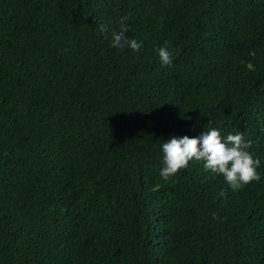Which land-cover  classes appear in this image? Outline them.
I'll return each mask as SVG.
<instances>
[{
  "label": "trees",
  "instance_id": "1",
  "mask_svg": "<svg viewBox=\"0 0 264 264\" xmlns=\"http://www.w3.org/2000/svg\"><path fill=\"white\" fill-rule=\"evenodd\" d=\"M212 128L260 181L160 176ZM0 264H264V0H0Z\"/></svg>",
  "mask_w": 264,
  "mask_h": 264
},
{
  "label": "clouds",
  "instance_id": "2",
  "mask_svg": "<svg viewBox=\"0 0 264 264\" xmlns=\"http://www.w3.org/2000/svg\"><path fill=\"white\" fill-rule=\"evenodd\" d=\"M125 19L126 17L121 19V30L112 32V46L118 48L127 46L138 53L142 43L126 36L127 28L123 26ZM98 30L106 34L108 27L101 24ZM158 55L162 64L172 63L171 55L166 47H160ZM251 147L252 142L246 141L242 133H229L226 138H222L215 128L208 129L206 133L197 138L187 136L172 138L161 146L164 167L160 176L167 180L195 159L203 162L206 171L222 175L232 190H238L242 185L261 179L257 172L261 161L249 151Z\"/></svg>",
  "mask_w": 264,
  "mask_h": 264
}]
</instances>
